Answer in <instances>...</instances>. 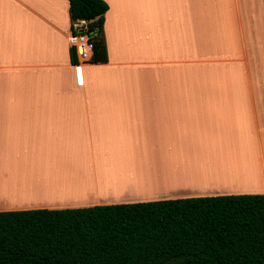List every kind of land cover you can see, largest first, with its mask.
I'll list each match as a JSON object with an SVG mask.
<instances>
[{"label":"crops","instance_id":"crops-1","mask_svg":"<svg viewBox=\"0 0 264 264\" xmlns=\"http://www.w3.org/2000/svg\"><path fill=\"white\" fill-rule=\"evenodd\" d=\"M104 1L107 61L72 63L68 0H0V211L264 194V0Z\"/></svg>","mask_w":264,"mask_h":264},{"label":"trees","instance_id":"trees-1","mask_svg":"<svg viewBox=\"0 0 264 264\" xmlns=\"http://www.w3.org/2000/svg\"><path fill=\"white\" fill-rule=\"evenodd\" d=\"M68 1L106 62L107 3ZM0 264H264V194L0 211Z\"/></svg>","mask_w":264,"mask_h":264},{"label":"bare ground","instance_id":"bare-ground-1","mask_svg":"<svg viewBox=\"0 0 264 264\" xmlns=\"http://www.w3.org/2000/svg\"><path fill=\"white\" fill-rule=\"evenodd\" d=\"M202 153L205 156L203 158V160L208 161V163L201 164L200 159L195 157V159H193L190 167H192V169L194 170V173L196 175H201L202 173H205L206 175H214V174L216 175V173H219V172H217L218 170H221L223 168H227V166H230V167L238 166V164L236 166H234L235 164H233V163H235L233 160H235L236 158L231 157L229 155H227V156H225L226 154L225 155H215L214 153H211V152H202ZM237 162H239V161H237ZM184 164H186V163H184ZM121 167H123V166H121ZM115 168H117V167H115ZM115 168H112V169H114L113 171H115ZM100 169H102V168H99V172H100ZM113 171L112 172H110V170H109V172L102 171L101 174L98 175L99 177L98 178L96 177V178H97V180L100 179L99 182H101L103 180V181H106L108 183H113L115 185L118 184L119 182H123L125 184H130V185H133V183L135 184V182L132 181V179H130L127 172H122L120 174H117V173H114Z\"/></svg>","mask_w":264,"mask_h":264},{"label":"built area","instance_id":"built-area-1","mask_svg":"<svg viewBox=\"0 0 264 264\" xmlns=\"http://www.w3.org/2000/svg\"><path fill=\"white\" fill-rule=\"evenodd\" d=\"M69 47L75 51L78 62H91L93 45L88 35V21L84 18L73 21L68 36Z\"/></svg>","mask_w":264,"mask_h":264},{"label":"rangeland","instance_id":"rangeland-1","mask_svg":"<svg viewBox=\"0 0 264 264\" xmlns=\"http://www.w3.org/2000/svg\"><path fill=\"white\" fill-rule=\"evenodd\" d=\"M0 8H1V10H6V11H10V9H11L10 6H4L3 8L2 7H0ZM165 9L176 10V8H165ZM176 12H178V11H176ZM170 23L173 24L172 28H170V25H171ZM181 25L182 24L177 25L176 21L170 17L168 19H164V21H163L164 46H166V43H167L166 38H168V40L170 41L171 33L174 35L178 30L177 26H181ZM259 184L260 183L254 184L252 186V189H258V187H260Z\"/></svg>","mask_w":264,"mask_h":264}]
</instances>
